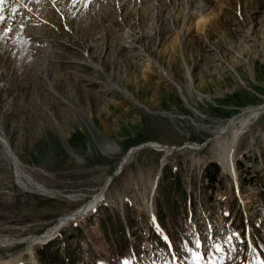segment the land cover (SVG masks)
<instances>
[{"label": "rangeland", "instance_id": "1", "mask_svg": "<svg viewBox=\"0 0 264 264\" xmlns=\"http://www.w3.org/2000/svg\"><path fill=\"white\" fill-rule=\"evenodd\" d=\"M43 2L59 22L38 15L33 34L67 43L43 79V47L0 26V136L23 172L0 141V259L114 176L98 208L33 245L38 264H264V110L235 174L218 157L240 123L218 130L264 103V0Z\"/></svg>", "mask_w": 264, "mask_h": 264}, {"label": "bare ground", "instance_id": "2", "mask_svg": "<svg viewBox=\"0 0 264 264\" xmlns=\"http://www.w3.org/2000/svg\"><path fill=\"white\" fill-rule=\"evenodd\" d=\"M43 1H45V0H6L5 4L3 6L2 15L5 17V21L4 22L6 23V21H7V23L5 24V26H4V22L3 23H0V26H2V25L4 26L3 27V30L9 29L8 27H11V29L17 28L15 34L18 35L17 36L18 39H17V42H16L18 48L21 47V46H24L23 44L31 45L33 43L35 45H40V46L43 47V49L45 50V53L46 54H38L36 56V59H35L34 63H32V66H31L32 67V70L34 71L33 73H35L36 77L38 76L41 79H43V77L45 76L44 75L45 69H44V66L41 65L42 63L40 64V60H42V61L44 60V62H45V60H52L53 55L51 53H52V50L53 49L51 48V46L56 45L58 42L59 43L62 42V45H67V43H66V41H64V39L61 40V39H56V38H52V37H48V36H44V35H35V34H33V31L32 30L34 29V27L33 26H29V25L35 24L36 23V19H39L40 18L39 17L40 15H43L44 16L47 13V16L49 17V19L50 18H54V19H51V20H53V22H55V25H56V23L58 24V22H59L58 21L57 14L54 15V16L53 15H48V14H50V12L47 11L48 10L47 9L48 6ZM51 1H54L53 4H56L55 2H60V1L61 2H65V5H67V8L66 9H69V10H72L73 9V11H74V9L76 10L79 7V3H80L81 0H50V2ZM14 8L18 9V11L13 12L12 10ZM50 8H51V6H50ZM81 9H86V7H81ZM65 11H67V10H65ZM64 14H66V13H64ZM44 21H46V20L43 19V22ZM22 24L24 25L23 29L21 28V25ZM67 29H70V27L68 26ZM5 32H6V34L8 33L7 30ZM119 40H120V38H119ZM115 42H116V40H115ZM86 53H87V51L85 52V55H87ZM77 59H75V60H77ZM77 61H79V60H77ZM94 64H93L94 66H97V67H99L101 69L103 68V67H101L102 65H99L100 63L99 64L94 63ZM45 81H46V78H45ZM114 85H115V87L116 86L119 87L118 84H116V83ZM263 110H264V103H261L259 105H255V106L246 107L243 110V112H242L241 115L237 116L236 119H234L233 121H231V124H230V126H229V128L227 130H226V127H227L226 124L227 123L225 125H223L218 130V134L220 132H222V133H224L225 131L228 132V131H230L231 129H233L235 127L234 126L232 128L233 125H235L238 122L240 123V125L237 128H234L233 129L232 138H231V141H230L228 147L225 148V150L223 152H219L218 153V157L224 163V165H226V167L229 170H231V173L232 174H233V172L235 174V169H234L235 167H234V163H233V159H232L233 158L234 148L237 147L239 138H240L241 134L244 132L245 128L248 126L249 121L252 118H256L259 114L262 113ZM216 137H218V136H216ZM0 141L3 143V145L5 147V151H6L7 156H9L12 159L13 163L15 164V168H16L17 174L19 176L20 174L23 173L22 172V169H21L22 167H20V163H19L18 159L16 158V156L12 152L11 147L9 145V142L4 137H2V136H0ZM149 143H148L149 145L159 146L158 148L160 150H163L164 148H168L166 145H160V144H158L156 142H149ZM140 146L132 147L127 152V154L124 155V157H123V159L121 161V164L119 166V169L120 170L123 169L125 163L128 161V159H130L132 157V155L134 154V152L136 150H138V148ZM105 147L107 148L108 151H118V149H119V146L117 144H111V142L110 143H105ZM27 178L30 180L29 177H27ZM113 179H114V176L107 177V179L105 181V184L100 188V190L98 192H96L95 194H93V196H92V198L90 200H88L86 203L82 204L77 209H75V210H73V211H71V212H69V213H67V214L59 217L57 219V221H55L54 223H52L43 232L44 234L46 233V236L45 237H44V235H42L43 237H41V235L34 236V237L32 236L33 238L30 239L29 241H27L29 244L25 248L26 249L25 251L20 252L19 254L12 256L8 260L0 259V264H14V262H16V261H18V262L21 261L23 259L24 255L27 256L24 259L25 262H28L30 264H38L37 263V260H36L35 252L33 250L34 249L33 248V245L34 244H43V243L48 242L49 240L48 241H46V240L48 238H50V237H52V238L53 237H56L57 233L64 226H66L67 224H69L72 221H79L80 219H83L84 216L89 215L96 208H98V205L102 201H104L106 199V193H107L108 185L111 184V182L113 181ZM38 185L41 186L40 184H38ZM151 215H152L151 217H152L153 223L158 228H160L159 223H158V220L155 217V214L154 213H151ZM163 233H164V231H163ZM164 236H165V233H164ZM22 262H23V260H22Z\"/></svg>", "mask_w": 264, "mask_h": 264}, {"label": "snow or ice", "instance_id": "3", "mask_svg": "<svg viewBox=\"0 0 264 264\" xmlns=\"http://www.w3.org/2000/svg\"><path fill=\"white\" fill-rule=\"evenodd\" d=\"M5 2H6V0H0V23H3V22L5 21V17L2 15V12H3V6H4ZM12 11H13V12H16V11H18V9L14 8ZM23 27H24V25L22 24V25H21V28L23 29ZM11 31H12V29L9 28V29H8V32H11ZM234 235H238V234H234ZM231 238H232V237H229V239H231ZM197 246H199V244H197ZM221 250H222V249H220L219 247L217 248V251H221Z\"/></svg>", "mask_w": 264, "mask_h": 264}, {"label": "water", "instance_id": "4", "mask_svg": "<svg viewBox=\"0 0 264 264\" xmlns=\"http://www.w3.org/2000/svg\"><path fill=\"white\" fill-rule=\"evenodd\" d=\"M148 145V144H147Z\"/></svg>", "mask_w": 264, "mask_h": 264}]
</instances>
